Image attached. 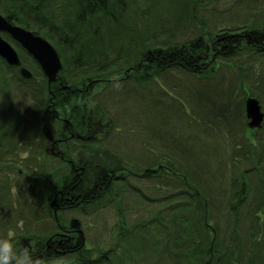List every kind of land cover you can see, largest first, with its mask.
Listing matches in <instances>:
<instances>
[{"label":"rangeland","instance_id":"obj_1","mask_svg":"<svg viewBox=\"0 0 264 264\" xmlns=\"http://www.w3.org/2000/svg\"><path fill=\"white\" fill-rule=\"evenodd\" d=\"M57 4L52 1L45 3L44 13L47 15L52 13ZM5 5L14 13L11 6L6 3ZM132 6L133 9L123 10L119 15L122 27L111 24L107 29L110 30L112 27L115 31L123 29L118 33L129 34L128 37L134 42L130 47H140V41L164 47L163 44L168 38L173 44L174 41L184 43L187 39L196 38L202 33L216 34L223 29L264 23V0H151L150 3L149 0L138 2L135 0ZM26 15L33 29L46 37L57 49L66 64V75L69 76L75 70L86 69L85 65L76 66L68 56L66 58L70 48L67 45L61 48L59 33L56 35L48 24L37 30L35 24L39 19L36 13L26 11ZM1 34L9 39L6 33ZM13 46L19 53L22 66L29 68L34 77L36 76L35 79L33 77L26 79L22 76V79H18V71L12 69L13 76L6 78L8 88L17 98V106H22V102L25 103V107L28 106V109H24L23 119L17 123L15 130L19 135H31L35 128L32 113L38 109L40 112L43 110L41 107L38 108L32 99L34 95L30 96L27 89L30 87L35 95L37 92H44L46 80L42 77L38 64L15 42ZM79 49L87 51L88 46L83 48L82 45ZM250 55L251 53H245L231 60L230 65L218 69L214 77L210 75L198 77L186 69L175 68L148 74L146 78H137L132 77L127 70L122 72L120 68H115L109 76L104 77H110L109 79L90 82L92 88L80 101L84 103L82 106L84 105L89 112L94 111V116L98 115L103 120L107 121L108 117L115 120L114 129L105 135L106 138L99 143V148L103 145L102 147L115 151L124 163L131 165L132 171L123 173L126 174L125 179L115 182V185L105 192L107 193L105 196L99 195L93 203L86 205L84 211L76 208L59 212L62 223L64 221L72 226L73 218L79 221L73 228L83 231L86 247L107 246L108 241L114 237L115 227L121 215L126 216L128 225H136L158 214L157 211H162L160 214L164 217L171 214L167 207L174 204L178 198H174L175 196H171L170 193L184 187L181 182L183 177L173 172L171 174L165 172L164 175L152 178L140 176V172L147 165H156L157 161H161L163 166L167 165L166 156L174 158L185 172L189 173L185 181L189 179L192 185L198 186L209 199L218 203L220 210L214 209L213 212L219 224L225 223V215L228 213L227 199L233 193L232 187H239L242 173L254 166V162L245 155L241 160L240 156H234L244 154L245 150L249 149L248 141L242 137L243 134L246 138L252 139L246 107L243 108L242 103L246 92L240 77V66L250 69L246 81L255 91L263 92L264 105V58L260 56L251 58ZM1 62L0 77L3 79L5 71ZM120 77L123 78L114 82ZM4 104L0 102V108ZM52 135L54 139L53 130ZM252 141L254 143V139ZM22 156L27 154L23 152ZM10 176L11 174H8L5 177L12 180L17 178V175ZM245 177L251 185L252 192L247 200L248 203H252L246 208L248 213L257 207L260 209L259 195L264 185L261 184V174L255 171L249 172ZM19 181L24 186L21 178ZM13 186L14 183L10 192L16 197L22 196L21 190ZM59 188L57 189L61 190ZM56 197L57 194L54 198ZM26 200L28 204L31 203L30 206L25 204ZM20 201H23L21 205L14 202L15 209L20 208L27 215L33 214L34 210L43 214L46 208L44 207L46 198L39 199L37 204L31 197L21 198ZM62 201H66L65 196ZM46 213L49 214V211ZM27 221L28 218L18 221L10 230L7 226L0 229V240L11 245V252L18 253L19 247L15 248L18 246L19 237L29 238V245L33 246L34 240L49 243L50 238L60 231L58 222L50 216L38 223L33 220L31 225H28ZM25 244L23 240L22 245ZM33 257L42 258L39 254ZM20 259H23L22 254ZM44 261L45 258L37 262L41 264ZM54 261L48 260L45 264H58ZM151 263L154 261L148 263V260H143L140 264Z\"/></svg>","mask_w":264,"mask_h":264},{"label":"trees","instance_id":"obj_2","mask_svg":"<svg viewBox=\"0 0 264 264\" xmlns=\"http://www.w3.org/2000/svg\"><path fill=\"white\" fill-rule=\"evenodd\" d=\"M49 1L58 4L54 7V11L47 15L44 13V6ZM134 1L0 0L1 13L12 22L33 31L35 30L31 23H28L26 11L31 14L35 12L39 19L35 24L38 27L37 30H41L42 25L48 24L56 35L59 33L61 48L65 45L69 46L70 52L66 58L68 56L76 66L85 65V70H75L68 76L66 75V64L63 62L62 78L51 85L52 94L50 96L53 97L48 95L47 79L41 71L42 77L46 80L44 92H37L35 95L30 87L27 89L30 96L34 95L32 99L35 100L38 108L43 107L44 109L50 98L53 111L57 110L59 113L78 111L89 113L91 117L94 116V111H87L86 107L82 106L84 103L80 101L90 93L92 86L89 84L91 81L109 79L110 77H104L109 76L115 68H120L122 72L127 70L132 77L137 78H140L145 72L152 74L175 66L186 69L198 77L207 75L214 77L218 69H222L225 65L229 66L231 60L241 57L245 53H251V58L253 56L264 58V23L263 25L254 23L249 27L239 26L235 29H223L216 34L202 33L196 38L187 39L184 43L174 41L173 44V41L168 38L163 44L164 47L148 45L142 41H140V47H130L134 45V42L128 37L129 34L118 33L123 29L120 31H115L114 27L110 30L107 29L111 24L117 27L123 26V24L120 25L122 20L119 15L123 13V10L133 9L132 2ZM5 3L12 7L14 13L11 12V9L6 8ZM123 5L128 6L124 7ZM82 45L83 48L88 46V50L81 51L79 48ZM1 61L3 62L2 59ZM3 64L2 68L5 72H3L4 78L0 77V85L2 84L0 86V102L5 104L0 108V161L3 158L11 157L13 149L10 146L13 145L16 148L18 144L19 148H16L15 156L16 159H21V143L28 137L19 135L15 130L17 123L23 119L24 109H28V106L25 107L23 102L21 105L24 108L20 105L17 106V98L6 84L8 80L6 78L13 76L12 69L19 70L6 62ZM239 68L242 85L246 92L242 99L243 108H245V99L249 95L256 96L264 108L263 92L255 91L254 87L246 81L250 69H244L241 66ZM35 78L36 76L33 79ZM122 78L115 79L114 82H118ZM18 79H22L20 74ZM18 81L20 82V80ZM83 81H85L84 84ZM8 84L10 85V83ZM40 116L41 113L38 109L35 118L37 122L41 121ZM250 133L255 144L251 138H246L243 134L242 137L248 141L247 145L249 146L244 155L254 162V166L242 173L239 187H232L234 190L227 199L228 213L225 215L224 224L218 223L213 212L214 209L220 210L218 203L209 199L198 186L192 185L189 179L185 181L189 173L185 172L178 161L163 155V157L166 156L167 165L163 166L161 161H157L156 165H147L140 174L152 178L164 175L165 172L168 174L173 172L183 177L181 182L184 187L170 193L171 196L178 199L174 204L168 205L167 209L171 212L168 217L161 215L162 211H157L158 214H154L146 221L128 225L126 216L121 215L115 227L114 237L108 241L105 247L88 248L82 245L83 238L81 237L71 246L64 245L65 247H62L64 251L57 253L52 248V241L58 236L55 234L48 244L44 240L38 241L35 249L41 253L48 248L47 245L51 246L48 251H46L47 249L44 251L42 258H45V261L55 260L54 262H58V264H140L143 260H148V263L154 261L151 264H264V189L260 191L259 195L260 209L257 207L246 213V208L252 205L247 202L252 192L251 185L245 177L249 172L255 171L261 174V184L264 185V124L260 129H250ZM104 137H100L99 140L103 141ZM9 140L11 145L7 146L5 143H9ZM102 146L98 147L99 151L96 152L92 148L91 141L82 142V147L80 151H77V154L81 153V161L85 165V171L82 174L85 178L84 185L91 188L95 171L98 170L99 177L103 179L98 194L105 196L107 194L105 192L114 186L115 182L126 178V174L123 173L131 172L132 169L131 165L128 166V163H124L115 151ZM241 146L242 144L239 145V147ZM35 154L38 156V150ZM234 156L239 157L238 154H234ZM93 157L98 158V168H94L92 165ZM239 158L241 160L242 157ZM52 160L55 161L57 158L52 156ZM52 160L48 175L50 188L60 187L64 191L75 193L76 188L72 187L74 184H68L66 180V177L75 174L74 171H66L63 166ZM18 168L20 166L15 167L16 172ZM39 173H42L41 178L46 177L43 168ZM8 174H11L10 171L4 169L0 175V229L7 226L10 230L15 227L18 221H24L30 216L20 208L15 209L14 202L21 205L23 203L20 201L21 198L31 197L37 204L39 186H34L38 189H35V194L30 197H16L10 192L12 186L9 180L12 179L5 177ZM20 175L17 173V178L13 181L17 180L20 183ZM42 187L46 186L42 185ZM25 204L30 206L27 200ZM44 209L43 214L36 210L30 216L34 222L38 223L49 216L54 219L50 214V209ZM46 211H49V214ZM13 215L17 216L13 217ZM45 261L41 264H45Z\"/></svg>","mask_w":264,"mask_h":264},{"label":"flooded vegetation","instance_id":"obj_3","mask_svg":"<svg viewBox=\"0 0 264 264\" xmlns=\"http://www.w3.org/2000/svg\"><path fill=\"white\" fill-rule=\"evenodd\" d=\"M3 60V59H2ZM3 62H6L3 60ZM7 63V62H6ZM148 75V72H145L143 75H141L142 78H146ZM48 87V86H47ZM64 87V85H63ZM46 101V100H45ZM48 101V100H47ZM46 101V102H47ZM43 109V107H42ZM41 113V121L37 122L35 120L37 116V112L32 113V119H34V132L31 135H25L28 136L27 139L21 143V159H16L15 153H17V149L19 148V144L16 146L11 145V141L9 140V143H5L7 146H10L13 149V154L9 158H3L0 161V174H2L4 169H7L10 171L11 176L21 174L20 177L23 180V184L26 187L35 186L30 184L28 181L29 178L34 177L36 173L41 172V169H44L45 178L40 177V193L42 196L46 197L47 203L49 204L52 202V200L55 197V194H57V203L59 207L63 210H72L79 208V210L84 211L86 205L90 204L89 202L92 201V203L95 201V199L99 196L98 192L101 189V182L103 179L99 177L100 172L95 171L94 178L92 180L91 188L86 187L84 185V179L82 174L85 171V165L81 161L82 155L81 153L77 154V151H80V148L82 147V142H92L93 150L96 152L99 151V143L100 140L96 141L94 140L93 136H96L97 138L103 137L110 131V124L109 121L106 119H102L100 116H90L89 113L85 114L82 112L74 111V112H62L59 113L57 110H52L51 107V101L47 102V105L44 106L43 111ZM54 113V114H53ZM82 117V119L85 121L86 126H79L76 124L75 120ZM28 119V120H32ZM37 126V127H36ZM47 126H54L53 127V134H54V144L52 140H50L46 134L45 130ZM106 138V136H105ZM40 141L41 146L45 145L47 148H44L45 151H43L41 148H38V142ZM54 145V146H53ZM51 146L54 148V151L48 150L51 148ZM79 148V150H78ZM10 149V148H9ZM38 150V156L35 154V152ZM72 151L73 158H70V155L66 158V162H68L71 167L73 168L74 175L70 177H66L68 184H74L72 187L76 188L75 193H71L68 191H64L62 188V195L59 193V190L57 188L51 189L50 188V182H49V172H50V165L52 156L57 158L56 153L59 152L60 157L64 154L66 151ZM11 151V149H10ZM26 153L27 156H22V154ZM44 152V153H43ZM37 159L35 160V158ZM92 165L94 168H98V158H92ZM16 169L15 167H19ZM24 168V169H23ZM19 177V178H20ZM108 184V183H107ZM42 185H45L46 187H42ZM60 189V188H59ZM47 192V194H46ZM66 197V201H62V197ZM59 232L57 235L59 237H62L66 239L65 246H71L75 241L79 240V234L76 232L75 229L71 227L69 224H64L59 222ZM41 242V241H39ZM38 244V241L34 240L33 246L28 244V248L25 249L26 245L21 248V252L19 250L18 253L22 254L23 256H36L40 252H38L36 249L31 251V248L36 247ZM48 244V243H46ZM54 246V245H53ZM63 246V247H65ZM42 247V245H41ZM48 248L45 250H49V245H47ZM53 248V247H52ZM43 250V252L45 251ZM54 250V248H53ZM5 253V252H4ZM4 253L2 254V258L4 256ZM12 253V252H11ZM15 255L14 253H12ZM37 261L42 260V258L38 259L35 258ZM19 260V261H18ZM5 261V260H4ZM8 261V260H7ZM5 261V262H7ZM15 261L17 263L22 262L20 257L19 259L16 258L15 255ZM14 261V262H15Z\"/></svg>","mask_w":264,"mask_h":264},{"label":"water","instance_id":"obj_4","mask_svg":"<svg viewBox=\"0 0 264 264\" xmlns=\"http://www.w3.org/2000/svg\"><path fill=\"white\" fill-rule=\"evenodd\" d=\"M0 31H4L10 34L15 40L20 42L23 47H25L29 53H31L37 61L40 63L44 73L48 78L49 84L56 82L61 78L60 72L62 70V62L59 57L57 50L54 46L47 41L42 36L36 35L30 30H27L23 27L13 25L6 17L0 13ZM0 55L7 60L11 65L22 64L21 59L16 51V49L11 45L0 34ZM21 74L24 77L30 78L33 74L26 68L21 67ZM246 113L247 118L249 119L250 127H261L264 120V112L259 99L256 97L250 96L246 100ZM46 135L49 138L53 139L52 128L48 127L46 129ZM61 193L63 191H60ZM72 226L75 227L79 224V221L76 218L72 219ZM80 233H83L82 230H78ZM26 243L29 242V238L23 239ZM3 252V242L0 240V254ZM10 262L8 264H13L14 257L9 256ZM24 264V263H23Z\"/></svg>","mask_w":264,"mask_h":264},{"label":"bare ground","instance_id":"obj_5","mask_svg":"<svg viewBox=\"0 0 264 264\" xmlns=\"http://www.w3.org/2000/svg\"><path fill=\"white\" fill-rule=\"evenodd\" d=\"M43 36V35H41ZM23 49V48H22ZM132 55V54H131ZM250 66L254 69V71H256V68H254L253 65L250 64ZM89 86H91L89 84ZM108 121H109V124H110V130L114 129V123H115V120L108 117ZM76 124L79 125V126H86V123L85 121L82 119V117H80L79 119L77 118L75 120ZM118 129V128H117ZM94 140H98L99 141V138H97L96 136H93ZM38 142V148L42 149L43 151L44 148H47V146L43 145L41 146V143L40 141H37ZM48 150L50 151H54V148L51 146V148H49ZM47 152V150H46ZM57 155V164L63 166V168L66 170V171H73V168L71 167V165L66 162V158L68 157V155H70V158H73V153L72 151L68 150L66 152H64V154L62 155V157L58 156L59 155V152L56 153ZM244 154H239L240 157H243ZM42 173H39V174H36L34 177H31L28 179V181L30 182V184L32 185H35V186H40L41 183H40V177H41ZM10 183H11V186L12 184L14 183V186L13 187H16L17 189H20L21 192H22V197H30L32 195L35 194V189H38L37 187H34V186H30V187H26V186H23L21 183H19L17 180L13 181V180H9ZM46 208L50 209V214L57 220L59 219L60 220V214L59 212L62 210L61 207H59V205H54V207H50V205L46 202L45 206ZM64 224H66L64 221H63ZM28 245V243H26ZM67 244L66 243V239L62 238V237H59V236H56L55 239H53L52 241V247L54 248V251L55 252H63L64 250L62 249V247ZM54 245V246H53ZM35 249L34 248H31V251H33ZM44 252H41L39 253V255L42 256ZM43 259V258H42ZM23 262L24 263H28V264H39L36 259L33 257V256H23Z\"/></svg>","mask_w":264,"mask_h":264},{"label":"clouds","instance_id":"obj_6","mask_svg":"<svg viewBox=\"0 0 264 264\" xmlns=\"http://www.w3.org/2000/svg\"><path fill=\"white\" fill-rule=\"evenodd\" d=\"M4 252H5V255L3 257V259L5 261H7L9 259V255H11V245L6 243L5 246H4Z\"/></svg>","mask_w":264,"mask_h":264}]
</instances>
